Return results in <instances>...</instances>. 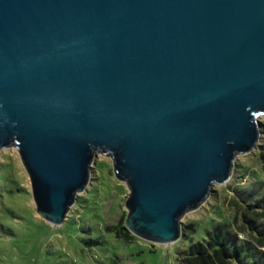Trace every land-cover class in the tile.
<instances>
[{"label":"water","instance_id":"1","mask_svg":"<svg viewBox=\"0 0 264 264\" xmlns=\"http://www.w3.org/2000/svg\"><path fill=\"white\" fill-rule=\"evenodd\" d=\"M264 0H0V150L65 222L98 153L155 243L262 138Z\"/></svg>","mask_w":264,"mask_h":264},{"label":"rangeland","instance_id":"2","mask_svg":"<svg viewBox=\"0 0 264 264\" xmlns=\"http://www.w3.org/2000/svg\"><path fill=\"white\" fill-rule=\"evenodd\" d=\"M259 118L264 136V114ZM93 165L90 183L77 195L67 219L54 225L37 211L18 148L0 150V264H178L179 252L214 223H230L240 238H247L237 226L243 215L234 203L236 190L264 193L262 149L256 147L239 154L232 178L215 184L209 199L185 214L183 225L195 223L199 228L192 240L183 234L171 243H155L136 235L127 242L118 227L128 216L130 188L117 178L111 156L98 153Z\"/></svg>","mask_w":264,"mask_h":264},{"label":"trees","instance_id":"3","mask_svg":"<svg viewBox=\"0 0 264 264\" xmlns=\"http://www.w3.org/2000/svg\"><path fill=\"white\" fill-rule=\"evenodd\" d=\"M257 147L262 149L264 161V143H258ZM236 192L238 199L235 198L234 203L243 215V221L237 226L239 231L247 233V238H240L230 223H214L211 228L200 231L201 237L193 239L188 248L179 252L178 264H264V193L259 195L256 189H237ZM118 228L119 236L127 242L137 238L126 221ZM198 230L195 223L184 224V237L192 240Z\"/></svg>","mask_w":264,"mask_h":264}]
</instances>
